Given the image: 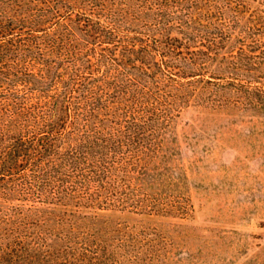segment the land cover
Here are the masks:
<instances>
[{
    "label": "trees",
    "instance_id": "16d2710c",
    "mask_svg": "<svg viewBox=\"0 0 264 264\" xmlns=\"http://www.w3.org/2000/svg\"><path fill=\"white\" fill-rule=\"evenodd\" d=\"M189 108L264 116V0H0V264H152Z\"/></svg>",
    "mask_w": 264,
    "mask_h": 264
},
{
    "label": "rangeland",
    "instance_id": "374dc122",
    "mask_svg": "<svg viewBox=\"0 0 264 264\" xmlns=\"http://www.w3.org/2000/svg\"><path fill=\"white\" fill-rule=\"evenodd\" d=\"M189 109L172 122L176 154L156 173L163 186L151 198L163 212L118 220H142L152 264H264V116L204 123Z\"/></svg>",
    "mask_w": 264,
    "mask_h": 264
}]
</instances>
